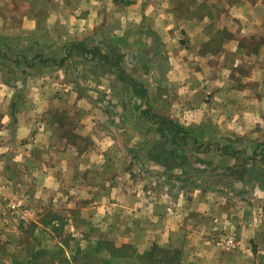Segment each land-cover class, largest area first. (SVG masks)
Returning <instances> with one entry per match:
<instances>
[{"label":"crops","instance_id":"obj_1","mask_svg":"<svg viewBox=\"0 0 264 264\" xmlns=\"http://www.w3.org/2000/svg\"><path fill=\"white\" fill-rule=\"evenodd\" d=\"M143 93L206 159L177 144L145 154L150 135L116 105ZM4 198L26 200L31 218L55 206L68 231L141 253L264 264V0H0ZM1 204L0 251L26 225Z\"/></svg>","mask_w":264,"mask_h":264},{"label":"rangeland","instance_id":"obj_2","mask_svg":"<svg viewBox=\"0 0 264 264\" xmlns=\"http://www.w3.org/2000/svg\"><path fill=\"white\" fill-rule=\"evenodd\" d=\"M114 65H116L115 62H114ZM137 73L141 74L142 72H137ZM86 76L87 75H85V77ZM128 81H129L128 82L129 88H132L133 85H135V84L132 83L130 80H128ZM134 89H136V88H134ZM134 93L137 94V92H135V91H134ZM103 94H105V91L102 92V95ZM143 95L139 94V96L143 100V103H141L139 105H135L134 107L130 106L131 103H129V102L127 103L125 109L123 107V104L121 105V103H118L116 105L118 106L120 111L122 110L121 112L129 114L130 117L133 114L132 112H134V114L136 115L135 118H137V120H135V119L131 120V121H129V123L132 124L133 126H135V128L138 127L140 130L146 131V134L150 135V137H146L145 138V143L149 147V150H147V152H145V154L148 157H152L154 155L158 156L159 152L157 150H155V151L151 150L154 146H156V147L159 146L160 148L164 149V147H166V146H169V145H172V144L173 145L177 144L176 146H179V148H180L179 152H180L182 157H187V159L192 158V159L195 160V159H202L201 156H203L204 159H206L207 154H202L203 152L201 150L197 149L199 141H198V139L195 136L192 138V140H190V139L187 140V136L183 135L181 132H177L175 129H173V131L171 132L170 128H168V126H166L165 124L164 125L160 124L158 122V120H155V118L153 117L154 113L151 110V108L146 107L144 109V105H146L144 102H145V99H146L147 96L145 95V93H143ZM98 111H99L98 121H99V123L103 124V122H105V119H104L105 111L104 110H98ZM132 118H134V116ZM154 131H157L158 133H160V137L159 138L157 137V135H156L155 138H153V135L155 133ZM69 137H70V140L73 141V142H75V141H81V142L89 141L88 138H86L84 136H79V134L70 135ZM189 138H191V136H189ZM185 143L188 144L186 146V148L188 150L185 149V147H184ZM163 152L164 151L162 150V154H163ZM175 153H177V151ZM214 153H216V152H214ZM168 157H171V156L169 154H167V156L164 157V158H168ZM248 163H250V162L248 161ZM226 171L227 170H225L224 173H226ZM211 173H213V172H211ZM217 175H218V173H215V174L210 175V176H211V178H213V176H215V178H217L216 177ZM215 178H214V180H215ZM213 182H217V181H213ZM218 183L221 184L223 187H225L227 185L224 182H218ZM229 183H232V182H229ZM221 195H222L221 193L220 194L217 193L214 198H218V196L221 197ZM225 195H226V193H225ZM238 200H239V202L242 200L241 203H240L241 205L242 204L243 205L246 204V202H245L246 199H238ZM252 200H253V198H252ZM19 201L24 202V207L20 209V213H17L16 217L18 219L17 220V222H18L17 224L18 225L19 224L22 225L23 223H25L26 225H29L31 222H34V219L38 222V221H40L43 218V216H45L47 214H50L52 216L57 214L58 216H60V219L56 220V223L58 222V224L60 226H62V222L66 223V225H64V228H63L62 232L59 231L58 233H54L52 231V232H49V234H45L42 237L43 238L42 242L44 244V247L46 246L48 248V250L50 249L51 252H54L55 249H58L57 246H56V245H58L61 248H64L66 250L67 254L70 255V253H71L70 248L74 249L78 245H80L83 248H85V247H87L89 245V242H92V244H94L95 241L97 240V239H93V237L90 234L79 235V234H76V232L74 233L72 231H68L67 230V228H68L67 225L69 226V223L67 221V217L61 211H59L58 208L55 207V206L47 207L45 210L40 211L41 212L40 214L38 212L32 218L30 217V214H29L26 217V218H28V220H24V218H23V216L25 215L24 211L25 210L31 211V209H32V208H30V207H28L26 205V200H24V199H10V198L5 199L4 198V199L1 200L0 203H2L1 205L3 206L4 209L6 208L8 210V212H11V211H13L11 206L13 204L19 202ZM7 226H9V225H7ZM31 231H32V229L29 228V232L26 234L24 232V230L22 229V234H21V230H20V234H18V235L16 234V239L14 240L15 242H14V245L11 247V249H9V248L7 249L5 246H3L1 248L0 255L4 259L3 261H5V262H9L10 261V257L8 256V254H12V252H14L13 250H17L18 247L21 245V243L25 240V238L27 236H28V238H30V240H31L30 242H32L35 246H37V248L39 247L38 244H37V241L34 240ZM74 234H76V236H74ZM230 236H233V235L225 236L224 238H222V240L219 243H220V245H222V248H224V250H227L228 252L236 251L239 248V244H238V247L236 249H233V250L230 251V249L227 248V245L222 242L224 239H226L227 237H230ZM12 240H13V238L10 237V235H7L5 233V236L3 237V241L2 242L4 243V245H6L5 242H8L10 244V243H12ZM235 240H236V238H235ZM170 249L175 251L174 252L175 255H180L181 258H183L182 259L183 260V264H202L200 262H191V263L185 262L184 261V248H172L171 247ZM149 250H147V251H149ZM46 258H47V256H46ZM53 262H55V264H61L62 263L59 259H55ZM202 262H204V260H202ZM120 264H140V263H137L136 260L129 259L128 261L125 260L123 262H120Z\"/></svg>","mask_w":264,"mask_h":264},{"label":"trees","instance_id":"obj_3","mask_svg":"<svg viewBox=\"0 0 264 264\" xmlns=\"http://www.w3.org/2000/svg\"><path fill=\"white\" fill-rule=\"evenodd\" d=\"M157 119L160 124L168 126L171 132L173 129L177 132H184L183 127L172 121L164 118ZM58 219H60V216L57 214L53 216L47 214L38 222H31L26 226L23 224V230L26 234L29 232V228L32 229L31 233L39 247L37 248L30 242L31 240L27 236L17 250H13L12 254H8L10 257L9 262L3 261L4 259L0 255V264H55L53 262L55 259H59L62 262L61 264H120V262L129 259L136 260L140 264H183V258L180 255H175V251L170 248H161L154 245L149 251L141 253L131 244L119 246L114 241L106 238H98L94 244L89 242V245L85 248L80 245L74 249L70 248V255L58 245H56L58 249L51 252L46 246L44 247L42 237L52 231L54 233L63 231L66 223L62 222V226H60L58 222L56 223Z\"/></svg>","mask_w":264,"mask_h":264},{"label":"built area","instance_id":"obj_4","mask_svg":"<svg viewBox=\"0 0 264 264\" xmlns=\"http://www.w3.org/2000/svg\"><path fill=\"white\" fill-rule=\"evenodd\" d=\"M24 207V202L22 201H19L15 204H13L11 206L12 210L14 213H20V209ZM25 215L23 216L24 220H27L28 218H26L29 214L31 215V211H28V210H25ZM224 244L227 245V248H229L230 250H233V249H236L238 247V243L237 241L235 240L234 237L230 236V237H227L226 239H224L222 241Z\"/></svg>","mask_w":264,"mask_h":264},{"label":"clouds","instance_id":"obj_5","mask_svg":"<svg viewBox=\"0 0 264 264\" xmlns=\"http://www.w3.org/2000/svg\"><path fill=\"white\" fill-rule=\"evenodd\" d=\"M108 143H111V141H109Z\"/></svg>","mask_w":264,"mask_h":264}]
</instances>
